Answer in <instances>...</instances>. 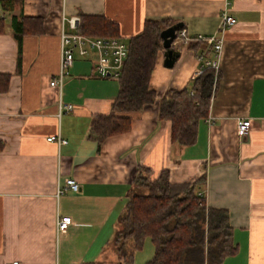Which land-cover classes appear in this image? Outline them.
I'll list each match as a JSON object with an SVG mask.
<instances>
[{
    "label": "crops",
    "instance_id": "obj_1",
    "mask_svg": "<svg viewBox=\"0 0 264 264\" xmlns=\"http://www.w3.org/2000/svg\"><path fill=\"white\" fill-rule=\"evenodd\" d=\"M224 11L237 19L226 29ZM82 14L117 22L126 40L147 19L183 22L190 40L222 39L218 86L195 144L172 142L160 102L170 89L194 93L214 45L201 39L206 42L195 48L200 40L179 36L173 67L165 66L162 48L150 80L156 100L134 114L129 131L99 147L91 121L111 111L119 81L98 77L94 61L76 55L62 88L51 85L60 69L63 18ZM0 18V74L10 75L0 92V264H134L141 250L127 262L111 246L140 167L152 179L168 170L177 183L205 176L200 190L209 206L229 211L238 246L222 264H264V0H16L11 9L0 1ZM24 19L25 25L39 19L38 32L19 40ZM202 46L210 47L207 53ZM61 103L73 108L60 114ZM239 119L252 120L244 137ZM58 135L68 142L48 140ZM68 178L80 189L58 195ZM62 216L72 218L64 232L57 227Z\"/></svg>",
    "mask_w": 264,
    "mask_h": 264
},
{
    "label": "trees",
    "instance_id": "obj_2",
    "mask_svg": "<svg viewBox=\"0 0 264 264\" xmlns=\"http://www.w3.org/2000/svg\"><path fill=\"white\" fill-rule=\"evenodd\" d=\"M0 1L11 9L16 0ZM32 21L34 25H25V19L18 21L19 40L28 32H38L39 19ZM172 24L171 19H147L140 33L124 39L129 46V56L118 78L119 93L111 111L95 115L91 121L90 137L99 147L108 137L129 131L134 114L156 100L150 80L163 48L161 32ZM3 28L0 18V32ZM80 32L120 37L119 24L103 15L82 14ZM193 40H200L195 48L206 42L191 38V44ZM215 80L214 69L207 68L195 78L193 94L189 88L170 89L162 97L160 118L171 121L173 143L183 146L196 143L199 124L208 117L211 98L218 86L219 81ZM9 82L10 75L0 74V92L7 90ZM148 174L147 168L138 169L134 191L120 216L115 237L120 258L131 262L148 239L154 244L155 252L145 264H222L226 257L237 252L229 211L209 206L200 190L205 176L194 182L177 183L171 181L168 170L154 179Z\"/></svg>",
    "mask_w": 264,
    "mask_h": 264
},
{
    "label": "built area",
    "instance_id": "obj_3",
    "mask_svg": "<svg viewBox=\"0 0 264 264\" xmlns=\"http://www.w3.org/2000/svg\"><path fill=\"white\" fill-rule=\"evenodd\" d=\"M237 23V19L224 11L221 18V28L226 29ZM81 17L70 16L63 18V26L61 33V63L57 76L51 81L54 87L62 88L64 78L70 74V68L73 66L76 55L84 58H90L94 61V69L96 75L100 78L117 79L121 75L124 64L129 56L128 43L120 37L111 36H91L80 32ZM182 37L185 41L190 40L186 30L178 31V37ZM198 39H204L208 43L214 45L216 55L212 59L204 60L197 74H202L207 68H219V58L222 50V39L217 40L215 36L205 37L198 36ZM201 55V59H204ZM193 94V92H192ZM73 104H60V114L64 110H71ZM212 119H209L211 122ZM252 128L251 119H239L237 124L238 134L241 137L246 136ZM49 141H57L59 144L67 143L68 140L58 136L48 137ZM78 191L80 184L74 178H68L64 186L58 188V195L68 190ZM72 223L71 216H62L58 218L57 227L60 232L68 229ZM9 264H20L18 260H14Z\"/></svg>",
    "mask_w": 264,
    "mask_h": 264
},
{
    "label": "water",
    "instance_id": "obj_4",
    "mask_svg": "<svg viewBox=\"0 0 264 264\" xmlns=\"http://www.w3.org/2000/svg\"><path fill=\"white\" fill-rule=\"evenodd\" d=\"M184 27L183 22H176L161 32L163 39V49L165 54L164 64L167 67H173L180 57V50L176 47L175 41L178 38V31Z\"/></svg>",
    "mask_w": 264,
    "mask_h": 264
},
{
    "label": "rangeland",
    "instance_id": "obj_5",
    "mask_svg": "<svg viewBox=\"0 0 264 264\" xmlns=\"http://www.w3.org/2000/svg\"><path fill=\"white\" fill-rule=\"evenodd\" d=\"M116 246L115 242L112 244V248ZM154 254V246L148 241L145 243V247L139 251L136 255V262L134 264H145L147 260L152 258Z\"/></svg>",
    "mask_w": 264,
    "mask_h": 264
}]
</instances>
